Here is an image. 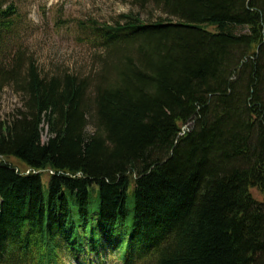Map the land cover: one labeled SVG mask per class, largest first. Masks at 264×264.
Returning a JSON list of instances; mask_svg holds the SVG:
<instances>
[{
	"label": "trees",
	"instance_id": "1",
	"mask_svg": "<svg viewBox=\"0 0 264 264\" xmlns=\"http://www.w3.org/2000/svg\"><path fill=\"white\" fill-rule=\"evenodd\" d=\"M131 1L161 17L92 20L97 71L48 77L0 0V264H264V0Z\"/></svg>",
	"mask_w": 264,
	"mask_h": 264
},
{
	"label": "rangeland",
	"instance_id": "2",
	"mask_svg": "<svg viewBox=\"0 0 264 264\" xmlns=\"http://www.w3.org/2000/svg\"><path fill=\"white\" fill-rule=\"evenodd\" d=\"M8 2L16 6L19 19L14 32L7 37L6 53L3 55L5 63L17 51L25 66L33 63L41 76L48 77L63 74L85 77L97 71L103 51L95 43L92 31L88 29L92 20L99 25H114L121 15L131 12H139L140 18L149 22L161 17L160 12L153 6H147L140 11L132 6L131 0H8ZM21 95L12 85L6 84L0 89V120H5L21 105ZM87 131L91 132L92 129L89 127ZM48 139V129L43 125L41 141L46 143ZM47 186L48 176L43 175L45 190ZM255 196L258 197L257 192Z\"/></svg>",
	"mask_w": 264,
	"mask_h": 264
},
{
	"label": "water",
	"instance_id": "3",
	"mask_svg": "<svg viewBox=\"0 0 264 264\" xmlns=\"http://www.w3.org/2000/svg\"><path fill=\"white\" fill-rule=\"evenodd\" d=\"M190 126V124L188 123V124H186L185 126H183V131H186V130H188V127Z\"/></svg>",
	"mask_w": 264,
	"mask_h": 264
}]
</instances>
